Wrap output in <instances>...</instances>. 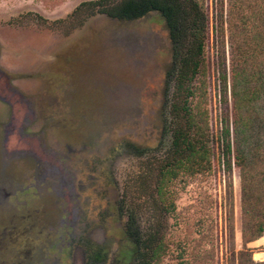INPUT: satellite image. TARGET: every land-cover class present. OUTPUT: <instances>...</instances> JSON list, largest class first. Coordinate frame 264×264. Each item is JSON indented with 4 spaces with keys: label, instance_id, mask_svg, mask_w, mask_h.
<instances>
[{
    "label": "rangeland",
    "instance_id": "obj_1",
    "mask_svg": "<svg viewBox=\"0 0 264 264\" xmlns=\"http://www.w3.org/2000/svg\"><path fill=\"white\" fill-rule=\"evenodd\" d=\"M87 1L95 0H0V68L22 78L15 85L35 95L40 111L38 123L23 124L34 101L17 95L0 71V217L36 209L43 236L59 226L70 233L80 212L64 178L78 170L82 146L96 151L105 139V172L116 190L105 247L118 248L105 264L140 263L150 238L164 249L153 264H236L244 247L254 264H264V235L245 241L241 233L238 168L228 174L223 165L217 0H197L210 21L204 54L213 166L171 179L164 202L157 186L172 155L174 105L187 100L175 89L169 29L156 10L131 20L92 13L88 5L75 11ZM53 241L28 263L42 262Z\"/></svg>",
    "mask_w": 264,
    "mask_h": 264
},
{
    "label": "trees",
    "instance_id": "obj_2",
    "mask_svg": "<svg viewBox=\"0 0 264 264\" xmlns=\"http://www.w3.org/2000/svg\"><path fill=\"white\" fill-rule=\"evenodd\" d=\"M85 5L92 13L117 19L140 18L151 10L165 19L173 41L175 89L186 91L188 101L182 107L174 105L172 155L162 166L157 186L164 202L171 179L181 172L189 176L207 172L213 166L204 54L209 14L197 0H95L80 3L75 11ZM215 12L223 105L221 153L225 172L238 168L241 233L245 241H251L264 235V106H257L264 95V0H217ZM195 77L197 85L191 86ZM152 240L145 243L144 252L137 256L141 262L136 264H153L161 256L162 241L153 244ZM236 264H254L247 247L238 251Z\"/></svg>",
    "mask_w": 264,
    "mask_h": 264
},
{
    "label": "flooded vegetation",
    "instance_id": "obj_3",
    "mask_svg": "<svg viewBox=\"0 0 264 264\" xmlns=\"http://www.w3.org/2000/svg\"><path fill=\"white\" fill-rule=\"evenodd\" d=\"M0 71L7 75L8 82L16 94L24 97L20 87L18 88L14 83L22 78L11 77L12 73L7 74L1 68ZM33 96L35 95L25 96L34 103L31 102L29 117L24 111L25 116L22 119V123L29 124L30 127L40 121L38 120L40 111L36 109V100ZM33 115H35L33 120H30ZM103 140L99 147L96 146V151H93L94 148L89 150L86 145L82 146L83 151L80 150L82 157L75 162L78 170L64 178L65 189L69 188L71 195H73L71 190H74L75 199L72 201L80 209L76 212L80 213L77 214V221L75 226L71 227L70 233L64 230L59 232V226L55 235H49L48 238L43 236L41 232L44 225L38 228L40 218L36 209L33 210L34 214H29L26 210L20 215L2 216L0 217V264H30L28 261L31 260L32 252L40 250L38 249L40 245L47 243L51 238L54 240L53 248L47 250V256L38 264H105L106 257L109 259L112 253L118 252L117 247L115 249L105 247V221L112 217L110 197L116 190L107 181L110 177L108 171L105 172V139Z\"/></svg>",
    "mask_w": 264,
    "mask_h": 264
}]
</instances>
